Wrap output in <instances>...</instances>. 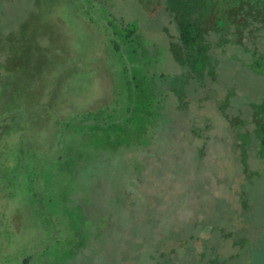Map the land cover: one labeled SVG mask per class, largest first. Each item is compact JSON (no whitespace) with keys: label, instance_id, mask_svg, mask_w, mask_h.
Returning a JSON list of instances; mask_svg holds the SVG:
<instances>
[{"label":"rangeland","instance_id":"rangeland-1","mask_svg":"<svg viewBox=\"0 0 264 264\" xmlns=\"http://www.w3.org/2000/svg\"><path fill=\"white\" fill-rule=\"evenodd\" d=\"M166 5L0 0V264H264V58L214 44L201 76Z\"/></svg>","mask_w":264,"mask_h":264},{"label":"trees","instance_id":"trees-1","mask_svg":"<svg viewBox=\"0 0 264 264\" xmlns=\"http://www.w3.org/2000/svg\"><path fill=\"white\" fill-rule=\"evenodd\" d=\"M166 6L177 34L178 49L174 51V58L177 61L181 60V65L184 64L194 72L199 70L198 74L201 73V76L207 66L210 54H213L210 50L214 44L220 45V43L232 40L231 43L238 46L239 43L243 44L244 49L249 46L255 47V50L259 52L258 57L264 58V53H261L257 48L258 45H262L260 41L264 37V0H168ZM224 6L227 7V11L224 10L225 13L221 11ZM235 6L239 7L241 11L250 10L253 13L254 23L251 26L245 24V21L236 24L231 14ZM220 18L224 22L219 25ZM245 25H247L246 27L250 26L248 33L245 31ZM212 36H216L217 40L214 41ZM113 39V47L117 49L119 47L117 36L116 38L114 36ZM124 40L131 42L130 32L124 36ZM11 58L9 55L0 54V68L2 69L0 90L5 93L12 86L18 85L19 82L14 67L16 63L12 64ZM194 60H201V64L195 65ZM254 125L259 139L258 155L262 157L264 155V116L255 118ZM112 221L114 220L107 221L110 223V228L114 226ZM233 243L235 244V241ZM211 263L209 261L206 264Z\"/></svg>","mask_w":264,"mask_h":264}]
</instances>
